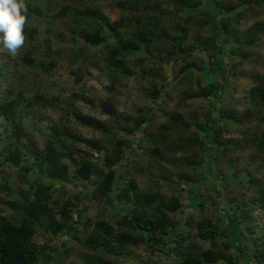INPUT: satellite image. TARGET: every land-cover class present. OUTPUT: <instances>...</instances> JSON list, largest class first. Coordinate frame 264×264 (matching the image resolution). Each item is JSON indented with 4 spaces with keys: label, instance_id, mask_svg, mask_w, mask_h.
Wrapping results in <instances>:
<instances>
[{
    "label": "trees",
    "instance_id": "obj_1",
    "mask_svg": "<svg viewBox=\"0 0 264 264\" xmlns=\"http://www.w3.org/2000/svg\"><path fill=\"white\" fill-rule=\"evenodd\" d=\"M102 1L24 0V44L0 64V115L6 117L3 131L8 139L0 154L23 171L31 167L32 156L51 180L77 179L83 191L77 192L75 201L67 197L63 184L53 194V181H34L27 189L18 186L15 196L6 191L10 212L4 214L7 209L0 208V264H62L63 256L75 247L67 240L39 244L34 239L38 226L45 239L66 234L70 242L76 241L75 246L85 251V264H123L120 256L141 246L149 264L167 240L172 244L155 264H264V220L260 223L254 211L256 204L264 214V178L257 175L264 174V65L254 56L264 51V0H112L114 20L103 12ZM225 45H231L229 63L223 57ZM58 59L68 62L79 90L82 79L92 74L89 66L106 81L108 96L101 103L106 119L53 96L56 104L102 134L86 139L88 147L102 153L101 165L78 147L80 139L70 133L67 120L65 130L52 127L42 149L21 123L25 109L48 103L42 89L46 80L40 76L37 81L38 73L33 74H48ZM168 61L173 75L170 90L163 91ZM24 67L32 71L20 75ZM206 68L218 81H204ZM229 72L246 80L250 106L227 110L211 102L222 92ZM18 75L19 80H10ZM134 80L145 82L152 100L160 97L163 104L138 106L134 114L119 112L114 91ZM26 93L30 99L23 110L19 104ZM193 98H206L208 106L187 109ZM76 99L89 103L78 91L73 92L72 100ZM219 118L231 125L219 124ZM142 123L147 124L137 144L128 143L126 136ZM240 151H249L253 169L246 171L241 197H232L225 202L226 209L219 208L224 185L213 172V159L219 156L223 164H233ZM64 157L74 164L72 174L61 161ZM200 166H205L215 186L191 187V198L183 203L168 187L196 185ZM142 177L147 181L144 187L138 182ZM89 200L107 205L95 220L84 215L85 206L78 207ZM115 201L121 202L118 217ZM184 208L191 211L176 217Z\"/></svg>",
    "mask_w": 264,
    "mask_h": 264
},
{
    "label": "rangeland",
    "instance_id": "obj_2",
    "mask_svg": "<svg viewBox=\"0 0 264 264\" xmlns=\"http://www.w3.org/2000/svg\"><path fill=\"white\" fill-rule=\"evenodd\" d=\"M28 1L34 3L38 0ZM102 10L108 15L111 20L116 19L117 11L115 8L114 1L103 0ZM34 24H37V22L35 21ZM262 44L264 45V38L262 39ZM230 47L231 45L224 46L223 57L225 58L227 63L231 62V55L229 53ZM9 56L10 55L6 52H0V64L6 59H8ZM254 56L259 61V64L264 65V51L255 52ZM87 69L92 74H90L89 76H85L82 79L80 84L82 85V90L78 89L79 85L77 86L76 84H74L73 75L69 72V64L64 60L58 59L54 68L50 70L48 74H43L41 72L34 73L33 76L38 73L36 76L37 81L40 80L41 77H44L43 79L46 80V82H44L45 86L42 87V89L46 91L44 95L45 98L48 99V103L43 107L35 105L33 109L24 110L25 102L30 99L28 93L24 94L19 104L20 109L23 108L24 110L21 123L25 128V131H27V133L35 141L36 147H38V149H42L47 141L48 135L52 132V127L56 126L60 129L65 130L64 126H66L67 120L71 126V128L69 129L70 133H75L76 137L80 139L79 144L77 142V145H79L78 147H82L83 149H85V151H88L91 160L101 165L104 163L102 153L91 149V147H88L86 139L92 140L100 137L102 138V134L82 124L81 121L75 117V114L73 112L67 110L66 108H64V106L62 107L61 105L56 104L55 101H53V98L55 96H61V98L65 99V101L71 103V106L73 108L81 110L91 116L106 119V114L101 109V103L108 96V93L104 86L106 84V81L99 77L98 73L92 66H89ZM24 71L30 73L29 71H32V69H25L24 67L20 70V75L21 73L24 74ZM163 72L165 73V75H167V81L165 82L162 90L168 91L171 87L170 81L173 75L172 65L171 63H169V61L164 63ZM203 75L204 81L206 83L218 81V77L211 73L207 68L203 71ZM25 76H28V74H25ZM16 78H18L19 80L20 76L18 75L17 77H12L10 78V80L16 81ZM131 82L133 83V85L130 87L128 84ZM11 86H13V84ZM247 87L248 85L246 84V80L244 78L235 79L231 72H229L226 74L225 85L222 92L219 93L218 98H212L210 100L214 104V106L220 107L222 109H243L244 107L250 106L247 99ZM76 91L81 93V97L83 95L87 97L89 99V103H84L81 99L72 100L73 92ZM114 98V106L116 107V109L119 112H126L127 114L136 113L138 106H147L148 108H151L155 107L156 103L161 102V104H163L160 97H158V99L152 100L151 94L149 93V91H147V85L145 82L136 80L121 83L116 89V91H114ZM173 100L168 104L169 107H172ZM188 106L189 107H187V109H190L191 107L208 106V100L206 98H193L190 100V105ZM218 123L231 125V121H228L224 118H219ZM5 124L6 117L4 115H0V149L8 141L3 131ZM146 124L147 123H142L137 130H134L132 133H129L128 136H126L128 137V143H136V140L142 135V129L146 126ZM66 130H68V128H66ZM237 133L238 132L231 130V134L233 136H237ZM23 150L28 153L27 147H24ZM128 151L129 149L126 147L124 150L125 156L127 155ZM248 152L249 151H240L238 154H235V162L229 165L223 164V162L221 161V157L219 156L213 159V172L215 171L216 173H219L218 175L223 178L224 185L221 196L218 198L219 208L221 206L222 208L226 209L227 207H225V202L228 199L232 197L239 198L241 197L240 195L243 194V190H245L244 188L248 181V174L246 171L248 169H253V165L250 164L248 160ZM29 159V161H31L29 163L31 164V167L28 169V171H23L19 166L14 165L9 161L3 160L0 154V208L3 210L7 209L3 212L4 214L10 212L9 206L6 204L8 198L6 195V191L10 192L11 196L13 194L15 196L18 186L23 189H27L29 184L34 183V181H53V194H55L58 187L63 184V189L67 194V197L71 199V201L76 200L77 192L83 191L81 182L77 179H73L72 182H60L56 180H51L44 172L41 171L39 167L35 165L32 156ZM61 161L67 166H69L70 173L73 172L75 167L69 157H64ZM142 163H145V161L143 160ZM204 167L205 166L199 167L201 178L196 185L188 182L186 184H179V186L172 185L168 187V189L170 191L176 190L180 195L181 201L185 203L191 198V187L197 189H205L206 187L210 189L214 188L215 185L209 177L208 172H205ZM152 170V168L149 169V171H151L150 174L155 177L156 172L155 170ZM21 175H24V178L20 177ZM257 175L259 178H264V174L262 172H257ZM138 182L141 187H144L147 184L146 177L140 178ZM87 184L89 186V193L93 192V186L91 185L92 183L88 182ZM82 203L83 204L79 203L78 207L82 209L85 206L83 208L84 215L90 217L92 220H95L98 215L102 211H104V207L107 206L104 205V203H99L94 200L83 201ZM120 205V201L114 202L113 207L115 209V214L117 215V217L120 215V212L118 211L120 210ZM254 207V211L255 213H257L256 215L258 216L260 223H263L264 214L262 209L258 208L256 204H254ZM108 208H106L107 211L109 210ZM219 208L218 211L221 212V209ZM189 211H191L190 208H184L183 210H179L176 212V217H184L188 214ZM34 239L39 244H44L46 243V241L52 240L57 245L67 240V245H71L72 247H75V249L71 251L68 256H63L64 259L62 264H85L83 258V254L85 251L83 252V249L80 246L76 247V241L71 240L70 242V238L66 234H62L58 237L50 234L47 239H45V237H43V235L41 234V228L38 226L36 227V231L34 233ZM171 244V240H167V243L163 247V250L158 253L156 252V255L154 254L153 258L154 260H151L149 264H155L157 260H162L165 257L164 253L171 246ZM120 259L123 264H145L149 258L147 251L141 246L134 249L131 255L120 256Z\"/></svg>",
    "mask_w": 264,
    "mask_h": 264
},
{
    "label": "clouds",
    "instance_id": "obj_3",
    "mask_svg": "<svg viewBox=\"0 0 264 264\" xmlns=\"http://www.w3.org/2000/svg\"><path fill=\"white\" fill-rule=\"evenodd\" d=\"M26 11L24 0H0V52L15 56L24 44Z\"/></svg>",
    "mask_w": 264,
    "mask_h": 264
}]
</instances>
